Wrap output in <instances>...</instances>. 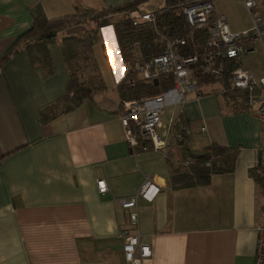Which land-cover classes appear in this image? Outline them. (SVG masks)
<instances>
[{
  "label": "crops",
  "instance_id": "0c3cea01",
  "mask_svg": "<svg viewBox=\"0 0 264 264\" xmlns=\"http://www.w3.org/2000/svg\"><path fill=\"white\" fill-rule=\"evenodd\" d=\"M134 1L0 0V60L31 29L39 5L58 19L77 8L100 11ZM85 29L71 26L49 44L51 76L32 66L24 47L0 69V264H127L121 229L139 233L150 246L144 264H255L264 207L250 172L264 160V124L242 98L225 97L215 87L166 110L164 126L180 117L195 155L212 144L237 152L233 172L191 188L172 182L185 162L179 146L162 160L128 145L117 90L127 69L119 45L122 67L114 68L112 89L42 123L40 113L67 90L63 40ZM153 175L161 191L153 202L139 199V227L131 228L129 212L117 200L138 195ZM100 180L107 183L106 194L98 190Z\"/></svg>",
  "mask_w": 264,
  "mask_h": 264
},
{
  "label": "built area",
  "instance_id": "2783aa9c",
  "mask_svg": "<svg viewBox=\"0 0 264 264\" xmlns=\"http://www.w3.org/2000/svg\"><path fill=\"white\" fill-rule=\"evenodd\" d=\"M252 16L253 26L243 32H233L225 15L218 12L213 0H180L179 7L184 16L186 34L170 38L157 27L158 12L134 10L128 19L137 29L149 28L154 41L161 50L146 54L144 43H128L132 63L127 64L124 78L135 75L145 85L172 84L164 91L143 97L134 95L123 101L121 123L128 145L143 153H159L162 160L168 158L174 146L181 143L188 130L180 123L179 117L171 118L167 127L163 118L169 107H181L189 96L202 98L207 92L202 86L205 77H224L229 72L231 88L248 94L247 103L264 124V77L257 78L251 71L239 65L241 57L253 52L257 44L264 49V17L252 12L258 7V0H243ZM134 91L136 81L128 83ZM210 86V85H209ZM164 88V87H163ZM202 126L200 132L204 133ZM196 160L189 159L183 164L190 166ZM210 163H208V166ZM156 175L149 176L138 195L121 198L117 202L129 212L131 228L139 227L138 203L142 198L153 202L161 191ZM101 194L108 192L105 180L97 183ZM124 258L127 264H144L151 257V248L140 241L139 233L121 229ZM255 264H264V226L258 230Z\"/></svg>",
  "mask_w": 264,
  "mask_h": 264
},
{
  "label": "trees",
  "instance_id": "16d2710c",
  "mask_svg": "<svg viewBox=\"0 0 264 264\" xmlns=\"http://www.w3.org/2000/svg\"><path fill=\"white\" fill-rule=\"evenodd\" d=\"M148 0H136L115 8L104 10L81 9L77 8L76 14L58 19H50L39 5L32 11L33 25L30 30L22 34L16 43L8 50L0 60V69L7 63L12 56L22 47L27 52L33 67H38L51 76L55 73L54 63L49 51V44L54 38L65 29L74 25H84L91 23L93 26L74 37L63 40L62 48L64 59L69 72V82L66 93L56 105L43 110L40 113L42 123H49L56 117L74 111L86 100L91 99L98 93L107 91V85L102 76L100 67L94 54L95 45L99 41L101 30L110 25L114 16H121L114 23V30L117 37L120 53L124 63H132L128 43L141 41L144 43V52L153 54L161 50L160 44L154 41L151 29H137L132 26L128 19V13L137 10L138 7ZM180 0H166V5L158 13L157 27L162 33L173 38L177 35L186 34L184 16L179 7ZM130 81H136V88L131 90ZM222 84L225 96L232 98H242L247 102L248 94L231 88L229 72L226 71L224 77H205L202 79V86ZM172 84L145 85L137 81L135 75H128L117 87L118 93L123 101L132 98L134 95L143 97L158 94ZM230 94V96H229ZM180 123L181 118L179 117ZM183 121V120H182ZM187 137L177 144L182 153V160L188 157L194 158L196 164L191 169L182 165L172 177V182L181 188H191L210 183L213 175L233 172L237 152L235 149L226 148L212 144L202 149L201 152H191V144L186 143ZM175 147V146H174ZM141 150V149H140ZM187 158V159H186ZM208 163L210 165L208 166ZM251 175L258 182L264 192V160L259 159L256 168L251 170Z\"/></svg>",
  "mask_w": 264,
  "mask_h": 264
},
{
  "label": "rangeland",
  "instance_id": "374dc122",
  "mask_svg": "<svg viewBox=\"0 0 264 264\" xmlns=\"http://www.w3.org/2000/svg\"><path fill=\"white\" fill-rule=\"evenodd\" d=\"M166 0H148L142 5V12H156L164 8ZM216 9L219 13L225 15L228 24L234 32L247 31L253 26L252 16L245 8L243 0H213ZM252 14H258L264 17V0H258V7ZM121 16L113 17L110 25L104 27L99 35V41L95 45L94 54L98 65L101 69L107 89L111 90L113 83H115L116 73L115 67H122L120 55L118 53V44L115 41L114 23L117 22ZM86 29L93 26L91 23L84 24ZM134 42V41H133ZM103 43L105 47L103 46ZM120 60V62H119ZM118 61V62H117ZM116 63L115 66L113 63ZM241 66L249 69L252 73L264 75V49L260 44L256 45L253 52L246 53L241 57ZM215 87H220L222 94L225 95L222 84L210 85L204 88L206 91L213 90ZM212 94H215L214 92ZM220 96V94H216ZM222 96V95H221ZM230 96V94H229ZM223 97V96H222ZM227 97V96H225ZM132 99V98H130ZM128 99V100H130ZM126 101V100H125ZM243 101V99H242ZM123 103V102H122ZM123 108V104H122ZM170 113L165 116L163 122L168 123ZM261 207H264V192L260 187Z\"/></svg>",
  "mask_w": 264,
  "mask_h": 264
}]
</instances>
